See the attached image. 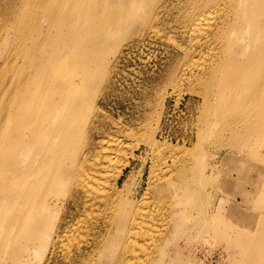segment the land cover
Returning <instances> with one entry per match:
<instances>
[{
    "label": "bare ground",
    "instance_id": "obj_1",
    "mask_svg": "<svg viewBox=\"0 0 264 264\" xmlns=\"http://www.w3.org/2000/svg\"><path fill=\"white\" fill-rule=\"evenodd\" d=\"M160 33L210 47L201 72L217 73L225 91L216 95L212 85L203 100L223 103L232 138L241 127L258 137L249 143L252 157L264 147V0H0V264H62L63 248L72 253L66 264H183L173 239L196 222L227 242L234 264L259 263L264 207L253 219L245 214L252 224L240 232L231 193L200 214L205 192L197 204L192 188L176 185L189 172L184 165L180 176L177 167L150 183L137 203L123 192L125 182L120 187L131 162L117 166L125 145L99 138L96 101L110 85L112 56L145 37L163 40ZM245 87L251 97L243 108L232 106ZM231 154L220 158L223 165ZM164 193L170 207H191L170 208L162 223L145 219L148 196ZM81 230L89 240L77 239Z\"/></svg>",
    "mask_w": 264,
    "mask_h": 264
},
{
    "label": "rangeland",
    "instance_id": "obj_2",
    "mask_svg": "<svg viewBox=\"0 0 264 264\" xmlns=\"http://www.w3.org/2000/svg\"><path fill=\"white\" fill-rule=\"evenodd\" d=\"M178 13L180 9H174V14ZM160 34L163 40L145 37L141 42L126 44L117 57L112 56L114 67L112 65L110 85L104 96L96 101L102 110L103 129L99 138H115L125 145L126 151L116 160L117 166L131 162L120 179V187L125 182L123 192L127 196L131 195L137 203L150 183L154 181L158 184L171 169L177 167L180 176V168L184 165L189 172L183 173L184 177L177 179L176 185L192 188V199L197 204L199 198H204L205 192L207 198L203 199L204 204L201 205L205 208L199 213L206 214L207 208L213 207L221 198L227 199L226 192L231 193L237 208L234 228L238 232L246 230L252 220L245 218V214L251 213L253 219L254 214L260 213L264 207V147L258 149L256 157H252L248 150L253 147L249 143H256L258 137L251 138L248 131L241 127L238 129L239 135L232 138L229 124L223 121L221 115L225 111L223 103L213 99L214 96L203 100V95L212 85L218 90L216 95L219 90L225 91L222 81L217 82V73L216 77H208V74L203 75L201 72L207 60L204 54L210 47L201 51V47H189L188 41L181 35ZM169 38L177 41L181 47H174ZM252 89L243 88L242 94L238 96L243 98L242 102L232 100V106L241 108L246 101L244 98L248 100L251 97V93L247 92ZM233 92H239V89ZM263 105L264 102L258 108L263 109ZM95 118L96 111H93L91 119ZM247 138L250 140L246 143ZM232 139L236 142H232ZM231 144L237 145L236 148L231 147ZM227 153H232L231 161L223 165L220 158ZM215 161H219L216 167ZM152 169L155 170L153 174ZM225 177L233 181L224 183ZM169 195L148 196V205L144 208L145 219L146 216H153L156 222L162 223L170 208L191 207H170L172 198ZM178 201L176 199V203ZM89 219L88 216L82 220L87 224ZM152 229L151 235L155 231ZM203 230L198 222L194 227L185 224L176 231L177 236L173 239L176 246H172L171 251H180L183 264H234L227 242L212 234V231L209 234ZM80 232L82 235L77 239L84 242L89 240L86 230ZM143 247L145 243L142 248H137L143 250ZM64 250L63 253L59 252V262L62 264H66L65 259L72 256L70 250V253ZM143 252L140 254H145ZM257 254L258 264H264V250L259 249ZM173 256L172 252L170 261Z\"/></svg>",
    "mask_w": 264,
    "mask_h": 264
}]
</instances>
